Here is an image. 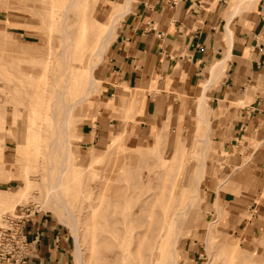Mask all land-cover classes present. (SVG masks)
I'll use <instances>...</instances> for the list:
<instances>
[{"label": "rangeland", "instance_id": "374dc122", "mask_svg": "<svg viewBox=\"0 0 264 264\" xmlns=\"http://www.w3.org/2000/svg\"><path fill=\"white\" fill-rule=\"evenodd\" d=\"M123 3L0 0V227L32 203L66 219L71 264L75 224L83 264H264V226L256 219L257 231H241L240 218L212 198L214 188L236 191L229 163L239 148L218 138L209 101L196 97L177 113L165 105L148 131L140 122L148 91L116 92L103 79L120 13L130 7ZM114 22L92 89L98 38ZM73 102L66 132L57 134ZM49 192L77 222L57 201L52 207ZM245 217L253 218L249 209Z\"/></svg>", "mask_w": 264, "mask_h": 264}, {"label": "crops", "instance_id": "0c3cea01", "mask_svg": "<svg viewBox=\"0 0 264 264\" xmlns=\"http://www.w3.org/2000/svg\"><path fill=\"white\" fill-rule=\"evenodd\" d=\"M129 10L107 51L108 88L148 91L140 115L148 131L165 105L177 113L196 97L208 100L218 138L239 148L229 163L236 191L214 188L212 198L240 218L241 231H257L256 219L264 226V0H130ZM30 217L29 264H71L65 223L48 212Z\"/></svg>", "mask_w": 264, "mask_h": 264}, {"label": "bare ground", "instance_id": "6f19581e", "mask_svg": "<svg viewBox=\"0 0 264 264\" xmlns=\"http://www.w3.org/2000/svg\"><path fill=\"white\" fill-rule=\"evenodd\" d=\"M70 4V3H69ZM72 4V3H71ZM74 4V3H73ZM123 5L124 6H130V0H127V4H125V3H123ZM68 7V6H67ZM69 7H70V5H69ZM68 7V8H69ZM72 8V7H71ZM130 9V7H128V8H124V10L120 13V15H124L125 13H127L128 12V10ZM68 10V9H67ZM130 11V10H129ZM68 15V13H65V15ZM64 15V16H65ZM66 15V16H67ZM63 16V17H64ZM63 24H64V22H63ZM115 27H116V24H115V22L114 23H112L111 25H110V27L108 28V30L104 33V34H102L99 38H98V47L96 48V50H95V54H97V59L95 60V63L92 65V70H93V72H92V74L90 75V82H91V88L93 89L94 88V86L95 85H97V81H98V79H97V77L95 76V74H94V70H95V68L100 64V62L103 60V56L105 55V51L107 50V47H108V41H109V38H110V36H112L113 34H114V31H115ZM68 30V28L66 27V26H64V30H63V36H64V38H66L68 41L67 42H65L64 43V45H63V50H62V56L63 57H65V62H69V58H70V56H71V54L70 53H72V52H70L71 51V49H70V47H69V44H71L72 43V39L70 38V34H69V32L67 31ZM67 78L68 77H70V71H68L67 72ZM69 84V79H66V81H65V85L67 86ZM96 88V87H95ZM65 90V89H64ZM64 90H62L63 92H64ZM66 91V90H65ZM93 92H94V90H93ZM61 96H64V95H61ZM58 97V96H57ZM59 98V97H58ZM63 98V97H62ZM65 101V100H64ZM76 102H73V103H71L70 105H68V106H66V108H65V111H64V113H63V117H62V122L60 123V126H58V129H57V134H60V132H66L65 130V128H66V122H67V118H68V114H69V112H70V109H72L73 108V106H74V104H75ZM65 104V103H64ZM64 107H65V105H64ZM63 136L64 137H67V135L65 136L64 134H63ZM65 140H66V138H65ZM205 140V142L207 143V141H208V138H205L204 139ZM67 143H69V142H67ZM67 143L65 144L66 145V147L68 146L69 147V145H67ZM51 144H53V143H51ZM54 144H55V147L56 148H61V143L59 142V140H58V136L56 135V137L54 138ZM58 150V149H57ZM68 150V149H67ZM67 152V151H66ZM63 153V152H62ZM61 153V154H62ZM65 154V159L67 160V157H68V155L66 156V153H64ZM63 156V155H62ZM64 158L62 159V166H61V169H64V167H63V165H64ZM55 168V167H54ZM53 169V168H52ZM28 176V175H27ZM29 178V177H28ZM27 178V179H28ZM61 177L60 176H58L57 177V179H56V181L54 182V184H53V188H58V182H59V179H60ZM29 180V179H28ZM28 183V182H27ZM28 185H29V183H28ZM49 187V186H48ZM59 191V190H58ZM51 192V191H50ZM50 192H49V194H50ZM50 197L52 198V200L55 202V203H52V207L53 208H55V209H57V207H56V201L58 202V203H60L61 205H63L65 208H66V204H65V202L63 201V202H61V201H58V200H56L55 199V196L53 195V194H50ZM67 209V213H68V215H69V217L73 220V221H76L77 219L76 218H74V216L72 215V213H73V211L71 212L70 211V209H68V208H66ZM57 211V210H56ZM60 219L63 221V222H66V219H64V218H62V217H60ZM77 222V221H76ZM73 232H74V234H75V236H76V241H77V243H76V247H75V257H76V259H77V264H83V255H84V253H83V250H82V245H81V240H80V234H79V227H78V225H74L73 226Z\"/></svg>", "mask_w": 264, "mask_h": 264}, {"label": "built area", "instance_id": "2783aa9c", "mask_svg": "<svg viewBox=\"0 0 264 264\" xmlns=\"http://www.w3.org/2000/svg\"><path fill=\"white\" fill-rule=\"evenodd\" d=\"M38 211L31 203L6 216L5 224L0 227V264H29L31 242L26 227L30 216Z\"/></svg>", "mask_w": 264, "mask_h": 264}]
</instances>
